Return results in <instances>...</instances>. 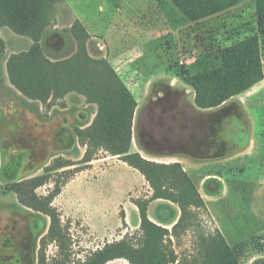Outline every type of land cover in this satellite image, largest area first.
I'll return each instance as SVG.
<instances>
[{
  "label": "rangeland",
  "instance_id": "374dc122",
  "mask_svg": "<svg viewBox=\"0 0 264 264\" xmlns=\"http://www.w3.org/2000/svg\"><path fill=\"white\" fill-rule=\"evenodd\" d=\"M94 1L98 40H92L88 26L76 20L66 1L58 5L59 19L38 40L0 28V264H41L42 259L54 264L65 261L66 254L67 264H78L108 243L127 235L136 237L141 219L133 201L153 195L145 177L119 157L102 153L99 161L80 164L86 151L84 135L95 120L97 106L80 94L44 92L35 86L40 81L33 77L29 64L45 72L48 62L55 70L53 66L72 61L83 51L93 60H108L137 103L131 154L166 164L162 161H168L170 152L181 149L174 142L185 123L183 107L168 98L169 88L176 81L187 85L184 77L196 71L197 62L211 59L221 48L244 37L241 35L251 23L256 25L258 17L240 19L237 28L225 30L224 35L214 31L204 36L192 28L189 21L193 16L186 14L246 15L260 10L264 14V0ZM19 69L22 71L16 72ZM170 137L173 146H169ZM62 164L76 165L50 172ZM73 170L79 173L54 203L63 215L61 225L68 239L61 252L59 236L50 235V218L21 204L15 189L30 180ZM37 193L46 195L48 188L42 186ZM157 204L148 208L149 218L171 232L181 210L170 201ZM224 206L235 217L248 213L246 204L233 208L225 202ZM198 215L194 227L179 230V236L173 238L171 245L180 258L194 256L199 236L214 231L206 213ZM237 224L242 230L241 218ZM247 249L236 250L242 264H264V256ZM110 264L129 263L117 260Z\"/></svg>",
  "mask_w": 264,
  "mask_h": 264
},
{
  "label": "trees",
  "instance_id": "16d2710c",
  "mask_svg": "<svg viewBox=\"0 0 264 264\" xmlns=\"http://www.w3.org/2000/svg\"><path fill=\"white\" fill-rule=\"evenodd\" d=\"M63 2L64 0H0V28L7 27L19 36L38 40L56 22L58 5ZM211 15L214 14H186L193 21ZM256 17L255 30L250 28L244 37L224 46L211 59L197 62L196 71L184 77L186 84L196 93L198 108L219 107L264 79L263 11L260 10ZM236 34L237 37L241 35L240 32ZM75 56L76 59L72 61L53 66L55 70L50 69V63L47 62L45 72L29 65L33 77L40 81L35 86L42 88L44 92H54L61 96L68 93L80 94L89 104L97 106L95 120L84 135L86 151L80 164H91L99 160L102 153L109 157H120L122 162L140 172L153 190L149 199L133 201L141 219L136 237L127 235L120 241L108 243L103 248L89 252L78 264H108L117 260H124L129 264H242L236 250L217 231L199 236L194 256L180 258L176 254L171 245L174 243V236H179L181 229L194 227L198 214L204 210L198 192L179 164H157L140 155L131 154L133 120L137 109L134 97L108 60H93L85 51ZM17 71L21 72L22 69ZM44 78L50 82L49 85ZM24 92L27 93L25 88ZM75 165L62 164L50 172ZM78 173L79 171L74 170L61 172L55 176L27 181L15 189L21 204L43 212L50 218V235L57 233L59 236L61 252L68 239L61 225L63 215L54 203ZM42 186L48 188V193L43 196L37 193ZM156 200L170 201L181 210V217L171 232L154 224L149 218L148 208ZM123 222L127 226L125 219ZM56 229L59 232H55ZM66 257L69 255L66 254ZM67 258L54 264H67ZM44 261L42 259L41 264H45Z\"/></svg>",
  "mask_w": 264,
  "mask_h": 264
},
{
  "label": "crops",
  "instance_id": "0c3cea01",
  "mask_svg": "<svg viewBox=\"0 0 264 264\" xmlns=\"http://www.w3.org/2000/svg\"><path fill=\"white\" fill-rule=\"evenodd\" d=\"M64 1L71 6L76 20L88 26L87 32L92 40H96L100 33L96 26L98 18L93 17L96 13L92 8L96 1ZM255 15L214 14L189 22L201 35L210 36L214 31L224 35L225 30L237 28L240 19L254 18ZM251 24L255 30L256 26ZM262 54L264 65L263 46ZM6 79L4 82L8 83ZM174 85L176 88H169L168 98L183 107L185 123L180 126L174 142L181 149L172 150L168 161L162 163L181 166L198 192L204 204L203 213L210 219L214 231L234 250L245 252L249 247L248 251L251 249L258 257L264 256V79L212 109L197 107L196 93L189 85L178 84L177 81ZM10 107L8 105L7 109ZM169 144L173 146L171 137ZM165 202L153 201L151 207ZM225 202L233 208L246 204L248 213L246 210L242 217L232 216L231 210L224 206ZM238 218L243 223L242 230L238 229ZM251 244L255 245L250 248Z\"/></svg>",
  "mask_w": 264,
  "mask_h": 264
}]
</instances>
